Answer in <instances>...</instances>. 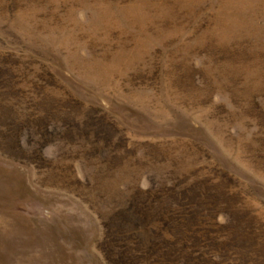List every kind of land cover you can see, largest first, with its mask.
<instances>
[{"label": "rangeland", "instance_id": "374dc122", "mask_svg": "<svg viewBox=\"0 0 264 264\" xmlns=\"http://www.w3.org/2000/svg\"><path fill=\"white\" fill-rule=\"evenodd\" d=\"M212 177L264 250V0H0V264H116L110 204Z\"/></svg>", "mask_w": 264, "mask_h": 264}, {"label": "trees", "instance_id": "16d2710c", "mask_svg": "<svg viewBox=\"0 0 264 264\" xmlns=\"http://www.w3.org/2000/svg\"><path fill=\"white\" fill-rule=\"evenodd\" d=\"M40 122L35 120L45 135L47 123ZM111 155L112 163L123 158ZM188 179L136 185L110 204L102 243L106 257L116 264H263V244L232 191L217 178ZM220 214L224 221H218Z\"/></svg>", "mask_w": 264, "mask_h": 264}]
</instances>
